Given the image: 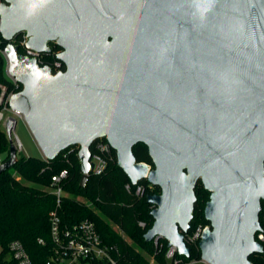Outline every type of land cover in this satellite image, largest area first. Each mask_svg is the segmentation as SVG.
Returning <instances> with one entry per match:
<instances>
[{"label": "water", "instance_id": "obj_1", "mask_svg": "<svg viewBox=\"0 0 264 264\" xmlns=\"http://www.w3.org/2000/svg\"><path fill=\"white\" fill-rule=\"evenodd\" d=\"M61 46L54 72L20 52ZM6 71L22 85L23 113L43 158L79 146L81 185L92 145L106 138L133 185L146 179L155 219L145 240L164 238L189 256L185 234L199 181L210 222L199 239L207 264H251L264 201V0H2ZM0 174L19 160L12 130ZM147 146L153 165L137 161Z\"/></svg>", "mask_w": 264, "mask_h": 264}, {"label": "trees", "instance_id": "obj_2", "mask_svg": "<svg viewBox=\"0 0 264 264\" xmlns=\"http://www.w3.org/2000/svg\"><path fill=\"white\" fill-rule=\"evenodd\" d=\"M23 32L14 37L19 43ZM1 48L6 42L0 34ZM52 50L42 55L41 65H50L54 72L65 69V65L57 63V53L61 46L50 43ZM20 52L24 53L23 48ZM6 59L0 51V91L1 85L13 88V83L6 76ZM22 89V85L19 86ZM0 125V156L5 161L9 156L10 141ZM106 141V138H102ZM95 152V145L91 147ZM137 161L151 165L148 148L139 143L133 148ZM79 146H71L59 154L54 160L38 156H19L12 168L0 174V264H17L9 251L11 241L20 240L36 264L45 261L53 250L51 239V212L57 208L63 227H71L85 219L94 222L103 241L115 247V258L119 264H150L148 256L155 259L156 264H202L199 247L200 237L192 240L199 228L210 224L205 218L204 209L210 192L199 181L195 192L197 201L191 226L185 234V240L190 248L188 257L176 253V259L166 258L168 241L159 238L157 244L145 240L146 231L153 225L151 215L153 205L147 201L148 194L160 192L158 186L151 185L143 179L145 191L142 196L135 194L137 185H133L118 165L114 149L107 156V165L101 174L89 175L85 185H81L82 170L78 155ZM67 170L68 176L62 186L65 194L57 207V197L51 190L52 176ZM130 183L131 189L126 188ZM261 225L264 231V201L260 213ZM144 221L146 226L139 225ZM43 239L41 243L39 239ZM264 245V243H263ZM144 251V253L142 252ZM251 264H264V251L250 255Z\"/></svg>", "mask_w": 264, "mask_h": 264}, {"label": "built area", "instance_id": "obj_3", "mask_svg": "<svg viewBox=\"0 0 264 264\" xmlns=\"http://www.w3.org/2000/svg\"><path fill=\"white\" fill-rule=\"evenodd\" d=\"M1 1L2 0H0V2ZM26 41L27 36L25 32H23V39L17 43L20 45V48H23V54H26L27 56L29 55L31 57H37L40 62V59L44 53L29 49L26 45ZM0 51L4 55V49H2L1 46ZM57 63L60 64L61 61L58 60ZM9 79L14 85L13 88L10 89L4 84L1 85L0 91V125L4 130H6L8 121L12 117L14 118L15 125L17 123V117L24 119L23 113L19 111H13L10 107V99L14 93L21 90L19 89L21 84L11 76ZM12 136L19 152L23 147L18 135L15 133V127L12 130ZM93 145H95V152L92 153L91 158V161L94 162V169L92 173L101 174L106 168L107 156L111 154L113 148L107 140L103 141L102 138L97 139ZM3 161V158L0 156V163ZM67 176L68 172L65 169L52 176L53 183H51L50 188L57 197V207L60 205L61 197L65 194L62 184ZM126 188L128 190L131 189L130 183L126 184ZM144 191V185L137 184L135 188V194L142 196ZM51 216V239L54 244V251L41 264H119L115 258V247L103 241L93 221L85 219L71 227H63L57 208L51 212ZM139 225L142 227L146 226L144 221H140ZM203 229L199 228V230L196 231L192 236V240L200 237ZM256 238L263 244L264 231H258L256 233ZM158 239V237L154 239L155 244H157ZM39 241L44 243L42 238L39 239ZM9 251L17 264H36L31 258L24 244L18 239L10 242ZM176 253V248L174 246H170L166 253V258L169 261L177 260Z\"/></svg>", "mask_w": 264, "mask_h": 264}, {"label": "rangeland", "instance_id": "obj_4", "mask_svg": "<svg viewBox=\"0 0 264 264\" xmlns=\"http://www.w3.org/2000/svg\"><path fill=\"white\" fill-rule=\"evenodd\" d=\"M6 76L9 78L10 75L6 72ZM16 125H15V133L18 135L21 143H22V150L18 152V156L26 155V156H38L43 157L42 151L40 150L34 136L32 135L27 123L23 118H16ZM199 230V227L196 231ZM144 253V251H142ZM150 260V264H156V261L153 257L148 256ZM202 264H207L201 261Z\"/></svg>", "mask_w": 264, "mask_h": 264}]
</instances>
